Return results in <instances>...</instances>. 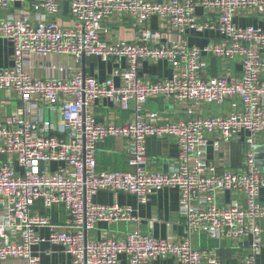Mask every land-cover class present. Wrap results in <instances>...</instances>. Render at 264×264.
Wrapping results in <instances>:
<instances>
[{
  "label": "built area",
  "instance_id": "2783aa9c",
  "mask_svg": "<svg viewBox=\"0 0 264 264\" xmlns=\"http://www.w3.org/2000/svg\"><path fill=\"white\" fill-rule=\"evenodd\" d=\"M25 0H0V7L13 8ZM216 15L215 21H202L197 8ZM37 17H0V37L14 45V63L0 69V90L14 91L20 105L0 121V264H42L33 246L43 241L37 229L49 226L48 240L60 244L73 258V264H118L125 254L129 264H146L155 257H174L181 264H219L214 249L195 248L191 235L208 234L221 245L226 239H249L247 253L233 264H259L263 245L264 169L256 164L255 138L264 133V29L242 27L234 19L241 10L264 15V0H69L73 25H60L47 16H59V0L33 3ZM157 16L167 26L184 34L186 30L215 29L222 40L204 47L190 46L185 39L168 41L162 29L150 27ZM133 20L141 28L139 40L105 38L107 21ZM29 54H55L83 57L126 58L127 67L100 81L81 71L72 78H36L25 68ZM205 56L223 60L241 59L239 79L207 75ZM143 60H166L174 68L169 79L151 81L140 75ZM119 78V83L115 82ZM166 96L186 102L183 118L158 124L156 111L145 108L149 99ZM100 98L116 101L130 110L133 119L121 124L100 123L92 105ZM40 99L51 109L57 106L63 123L41 121L31 116L29 103ZM231 102V111L208 117L197 115L203 104ZM59 131L67 138L52 134ZM243 131L249 148L239 170L223 169L209 161L207 147L216 149ZM175 136L180 152L178 165L166 174L146 167L147 143L152 137ZM214 136V140L211 139ZM109 137L124 138L130 144L129 163L134 172L98 171V144ZM213 141V142H212ZM12 156L13 160L1 156ZM58 162L53 171L46 164ZM180 190V207L189 235L180 241L155 240L135 229L123 236L88 237L98 223L139 221L132 206L108 205L95 201L102 190L136 196L139 204L164 187ZM223 191L238 196L229 204L220 203ZM37 201L45 208L63 204L71 221L52 224L50 217L33 210Z\"/></svg>",
  "mask_w": 264,
  "mask_h": 264
},
{
  "label": "crops",
  "instance_id": "0c3cea01",
  "mask_svg": "<svg viewBox=\"0 0 264 264\" xmlns=\"http://www.w3.org/2000/svg\"><path fill=\"white\" fill-rule=\"evenodd\" d=\"M40 0H25L17 2L13 8L0 7V17L7 15L24 16L27 15L33 20L36 14L33 12L32 5ZM61 3L59 16L48 15V19H55L60 25H73V20L68 9L64 8V1ZM196 14L202 21H215L216 15L206 12L199 7ZM235 23L239 26H256L264 29V15L257 14L253 10H241L237 13ZM109 29L105 38L116 40H139L141 28L134 25L133 20L116 21L105 23ZM150 27L162 29L167 33L168 41L185 39L190 46L204 47L211 42L222 40V36L215 29L203 31L186 30L184 34L167 26L166 22L157 16L152 17ZM264 55V50H263ZM208 62L207 75L220 76L226 75L231 79L241 77L243 67L241 59L236 57L232 60H223L218 57L205 56ZM14 63V45L3 37H0V69L12 66ZM126 58H111L105 60L101 57H83L77 59L71 55L55 54L42 56L29 54L25 56L24 65L30 74L36 78H72L77 72L81 71L86 76H92L100 81L114 75L116 69L127 67ZM175 68L166 60L148 61L143 60L139 66L140 75L151 81H161L173 76ZM115 82L119 83V78L115 77ZM21 99L14 91L0 90V121L5 119L20 105ZM188 104L180 102L172 97L158 96L148 100L145 108L147 111H156L159 115L158 124H166L184 117L185 109ZM134 103H131L130 110L121 109L120 105L108 98H100L94 102L91 109L100 123L121 124L132 120ZM30 114L39 118L41 121H51L59 126L63 123V116L60 109H51L50 106L34 99L29 103ZM231 111V102L224 104H203L197 107V115L208 117L218 114H227ZM52 134L67 138V134L53 131ZM250 136L248 131H243L239 137L229 143H221L219 148L210 144L206 149L207 159L218 166L219 170L232 169L239 170L244 162L249 145L246 139ZM211 139H215L212 136ZM257 146L255 148L256 164L264 169V133L255 138ZM213 142V141H212ZM130 144L124 138L109 137L98 144L96 158L98 171H124L134 172L135 169L129 163ZM179 144L175 136L152 137L147 143L148 160L146 167L151 171H158L169 174L178 165ZM3 160H13L14 166L18 171H22L18 163L12 156H1ZM60 163L51 162L46 164L50 171L58 168ZM238 196L242 203H245V196L236 192L223 191L220 194V203L227 205L232 198ZM95 201L102 204H118L120 206H132L135 213L140 218L138 222L129 221L118 224L100 222L96 228L88 233L89 238L101 239L106 236H123L126 233L139 229L143 234L155 240L180 241L189 235L184 216L180 207V190L176 187H164L149 197L144 204H139L136 196L128 193H115L112 190H102L95 196ZM261 202L264 204V189L262 190ZM34 211H38L50 217L52 224L65 226L71 221L68 209L63 204H56L52 208H45L42 201H37L33 206ZM3 206L0 205V222L2 221ZM52 232L49 226H42L37 229L38 235L44 240L33 246V251L39 254L42 264H73V258L66 252L60 244L52 243L48 240ZM191 242L195 248L214 249L219 264H233L237 259L244 256L250 246L249 239L244 238L238 241L226 239L221 245L217 240L208 234L197 232L191 235ZM258 263L264 264V239L263 245L259 250ZM118 264H129L127 255L120 256ZM146 264H181L174 257H155ZM207 264V263H205Z\"/></svg>",
  "mask_w": 264,
  "mask_h": 264
},
{
  "label": "water",
  "instance_id": "95a60500",
  "mask_svg": "<svg viewBox=\"0 0 264 264\" xmlns=\"http://www.w3.org/2000/svg\"><path fill=\"white\" fill-rule=\"evenodd\" d=\"M68 7H69V0H65V1H64V8H65V9H68ZM263 225H264V224H263ZM262 238L264 239V232H263Z\"/></svg>",
  "mask_w": 264,
  "mask_h": 264
}]
</instances>
